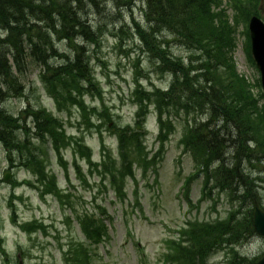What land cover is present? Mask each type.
Segmentation results:
<instances>
[{
    "label": "trees",
    "instance_id": "trees-1",
    "mask_svg": "<svg viewBox=\"0 0 264 264\" xmlns=\"http://www.w3.org/2000/svg\"><path fill=\"white\" fill-rule=\"evenodd\" d=\"M238 1L239 12L243 17L250 14V9L259 0ZM85 2L89 3L88 6L97 7L99 0H0V26L8 33L5 39L0 38V141L12 154L25 152L27 155L29 153L31 159H39L21 139L22 131H26L25 135L30 134L27 123L20 124L22 118L16 119L2 109L5 101L25 95L20 77L26 74L28 57L43 66L44 72L40 79L50 94L58 97L60 102L71 103L85 111L82 99L89 92L85 86L92 83L89 75L90 58L85 49L76 45V55L70 61L64 55L58 57L59 53L53 46L54 38L65 39L72 46L77 36L97 43L98 36L83 20L82 14L86 15ZM124 5H130V0H124ZM146 5L148 29L136 24L138 34L148 52L161 64L160 72L171 75L174 82L169 92L157 90L143 94L144 98L150 103L155 101L160 118L174 108H183L188 114H210L211 123L200 125L193 131L191 138V145L195 149L207 153L205 160L222 159L223 150L229 148L225 143L229 141L222 140L221 133L230 124L237 136L235 141H231L236 146L237 152L233 155L236 165L241 163L242 158L247 161L263 158L264 111L259 109L249 83L235 70L231 56L235 48L234 30L222 8L223 0H146ZM158 36H164L165 41L159 43ZM173 42L190 52L188 61L173 54ZM25 51L30 53L28 57ZM56 60L63 64L56 67L53 64ZM25 114L34 120L40 138L49 136L57 144L69 140L60 122L46 111L29 108ZM144 115L145 111H141L139 116ZM213 122H223L224 125L216 127ZM167 126V123L162 122L163 129ZM137 127H141V122ZM228 132L229 135H224L231 138L232 130ZM166 136L162 134V138ZM120 144L121 163L108 153L102 166L104 173L113 177L117 187L126 173L131 174L133 162H141L146 158L141 137L137 133L133 132L130 136L123 133ZM250 144L256 146L262 157L255 154L257 150L248 147ZM222 169L216 170L213 177H223V183H232L237 170L232 168L227 176L222 173ZM246 194L254 195L251 188L246 190ZM99 224L92 219L82 222L88 239L96 244L107 235L106 227ZM247 224L251 225L250 221ZM193 228L190 238L196 242L200 235H197V227ZM25 229L36 231L44 228L34 223L25 226ZM70 249L67 259L69 264H92L91 251L85 245L71 242ZM182 251L187 252L185 261H193V250Z\"/></svg>",
    "mask_w": 264,
    "mask_h": 264
},
{
    "label": "rangeland",
    "instance_id": "rangeland-1",
    "mask_svg": "<svg viewBox=\"0 0 264 264\" xmlns=\"http://www.w3.org/2000/svg\"><path fill=\"white\" fill-rule=\"evenodd\" d=\"M97 8L86 6V19L93 29L102 31L99 46H91L92 50V67L97 79L100 81L104 91L105 104L113 116L114 123L118 127L132 126L135 122L136 106L132 104V92L135 89V64L140 60V68L148 73V78L143 81V85L149 91H152V83L158 88H168L169 81L162 80L156 73L148 54L143 53L140 44L137 42L138 37H132L131 31H128L130 37H121L120 30L129 24L132 27L133 18L136 23L145 25V0H131V6H123L120 0H101ZM232 15V13L230 12ZM118 23L114 17L120 19ZM116 26V27H115ZM244 28L240 27L236 36L237 48L234 54V60L237 65L239 74L244 75L250 81L256 82L259 78L255 68L250 65L247 56L243 50ZM120 35V37H116ZM123 38V41H122ZM80 42V41H79ZM61 51L72 56L73 51L66 45L59 46ZM174 53L184 56L180 49H174ZM186 56V53H185ZM60 63V62H59ZM40 69L35 64H30L28 74L25 77L24 84L27 87V98L31 106L46 107L53 112L55 116L64 121L69 135L80 136L81 131L78 129V114L74 110L73 117L58 114L54 102L49 99L45 92L44 86L39 80ZM257 94V91H255ZM86 103L92 107L101 109L102 103L96 98L87 97ZM27 100L11 101L3 106L15 116L27 108ZM155 110L153 106L150 111ZM77 120V121H76ZM97 124V117L93 118ZM72 123V124H69ZM86 130V128H85ZM147 136L145 144L149 151L156 149L155 141L158 134V123L155 112L149 116L146 127ZM175 134L166 145L167 154L165 161L160 167V184L152 186L153 180L141 179V173L137 172V178L140 181V198L144 209L146 219H142L139 211L134 209V185L131 181L127 184L128 202L123 205L116 202L115 196L110 192L106 194L105 190L97 182V179L90 180L94 185L93 192L81 186L79 179L72 167L73 154L71 151L64 152L66 161L71 165L70 180L77 188V199L74 202L79 203L80 211L83 210L85 200L89 202L96 194L98 202L108 210L113 219L109 222L111 241L102 245L98 249V256L94 259L95 264H166L163 262V255L167 249L165 241L174 237L176 231L184 225L183 222L189 220H216L218 217L225 218L230 213L232 206L230 199L226 194H215L214 200L205 201L200 210L199 217L194 212L186 216L187 207L182 204L180 199H174L179 193V189L186 176L194 171V162L192 158L183 152L180 145L184 127L182 123H175ZM92 131H85L87 134V144L92 148L94 160H102L101 144L99 136ZM104 137L108 149L116 151L117 143L111 134L105 129ZM233 139V136L229 138ZM223 140V135H221ZM235 140V139H234ZM230 152V150H228ZM34 153V148H33ZM51 168L58 176L59 184L62 189H68V184L64 177L63 168L56 162L54 155L51 154ZM82 171L88 172L86 163L81 162ZM5 150L0 145V178L4 179L6 174H10L11 181L17 177L19 181L30 179L31 175L27 172L7 170ZM239 170V169H238ZM15 174V176H14ZM196 184V183H195ZM199 182L192 194L193 203L196 204L200 199ZM73 191V190H72ZM262 194L261 203L264 206V190L260 189ZM13 193L10 184L0 183V231L3 240V246L9 257L10 264H18L17 256L23 253L22 260L24 264H63V257L59 253L58 240L52 238L58 236V233L52 229L50 239L39 234L32 237L23 232L18 226L12 224L11 212L9 209V199ZM17 197H23L22 201L17 202L20 222H29L34 219L45 220L48 224L55 226L61 232V239L67 241L70 235L80 237L76 224L71 229L62 224L63 212L57 207V203L49 200L48 204L39 201L38 194L28 188L18 189L15 191ZM80 202H79V201ZM93 208V207H91ZM215 209L218 213L214 212ZM71 212L67 211V215ZM64 223V222H63ZM84 241V240H83ZM243 255L253 257L264 253V240L255 239L249 245L241 249ZM223 258H226L224 251L215 254L211 258V264H223ZM227 256V264H228ZM0 264H5L4 258L0 253Z\"/></svg>",
    "mask_w": 264,
    "mask_h": 264
},
{
    "label": "water",
    "instance_id": "water-1",
    "mask_svg": "<svg viewBox=\"0 0 264 264\" xmlns=\"http://www.w3.org/2000/svg\"><path fill=\"white\" fill-rule=\"evenodd\" d=\"M253 33H255V32L253 31ZM258 40H259V38L255 37L256 43L258 42ZM254 49L256 50V52L255 51L254 52L258 56L257 57V60H258L259 65H260V67H261V69L263 71V78H264V60H263L262 56H259V50H258V48L254 47ZM8 180H9V177H6V181H8ZM255 219H256V222L255 223H256L257 229L258 230H261V229L264 230V214H262L261 212H258L257 211L256 216H255Z\"/></svg>",
    "mask_w": 264,
    "mask_h": 264
},
{
    "label": "bare ground",
    "instance_id": "bare-ground-1",
    "mask_svg": "<svg viewBox=\"0 0 264 264\" xmlns=\"http://www.w3.org/2000/svg\"><path fill=\"white\" fill-rule=\"evenodd\" d=\"M101 1V0H100ZM85 4L89 5V3L85 2ZM26 21L28 22V20L26 19ZM222 159H221V163L227 167H232L235 164V160H232L228 157V151L227 149L223 150L222 155H221Z\"/></svg>",
    "mask_w": 264,
    "mask_h": 264
}]
</instances>
